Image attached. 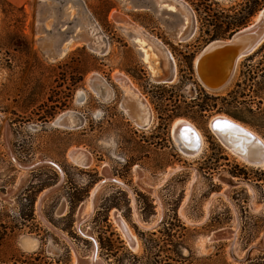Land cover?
Returning <instances> with one entry per match:
<instances>
[{
	"label": "rangeland",
	"instance_id": "1",
	"mask_svg": "<svg viewBox=\"0 0 264 264\" xmlns=\"http://www.w3.org/2000/svg\"><path fill=\"white\" fill-rule=\"evenodd\" d=\"M184 1L197 23L187 43L173 36L184 20L158 14L148 0H31L25 8L0 0V223L10 228L0 264H87L93 256L100 264H264V169L241 163L208 128L212 118L227 116L264 140V43L220 93L207 91L194 70L206 45L252 26L264 0ZM84 12L108 42L106 55L84 44L61 54L85 28ZM117 14L166 45L176 61L173 84L151 78ZM118 73L148 101L149 129L137 128L121 108ZM94 74L114 90L112 101L92 92ZM128 109L139 115L136 103ZM67 111L80 113L85 125L55 127ZM178 119L204 136L196 159L173 140ZM73 149L87 151L93 165L76 166Z\"/></svg>",
	"mask_w": 264,
	"mask_h": 264
},
{
	"label": "bare ground",
	"instance_id": "2",
	"mask_svg": "<svg viewBox=\"0 0 264 264\" xmlns=\"http://www.w3.org/2000/svg\"><path fill=\"white\" fill-rule=\"evenodd\" d=\"M148 1L151 2L153 8L156 10L155 12L158 14L163 13L162 15H164V12H175L178 17L184 20L182 25L173 31L175 40L180 43H187L195 36L197 32L196 18L192 8L184 0ZM71 11L72 9H68V12ZM83 16H85L83 19L85 28H83V31H77L76 35L75 33L72 35L66 48L61 50V54L69 48L70 44V49L84 44L87 48H92L91 50L97 52V54L106 55L109 51V45L104 35L101 34L100 27L92 20L88 12H84ZM114 18L117 22H124L123 25L117 26L123 31V34L137 51L141 53L143 62L147 65L151 78L155 82H163L162 84H173L176 80V61L166 45L137 25L129 17L117 14L114 15ZM78 26L79 24L75 26V31ZM263 43L264 8L259 12L252 26L244 27L235 32L228 40L212 41L203 48L194 60V70L198 80L209 92L220 93L224 91L233 80L239 62L243 58L252 55ZM114 79L123 89L125 95L121 103L124 113L134 122L137 128L143 130L149 129L153 122V114L146 98L126 75L118 73L115 74ZM88 83L92 92L99 99L101 98L105 102L113 100L114 90L100 75L94 74L90 76ZM187 89L189 90L190 87ZM126 99H128V102H126ZM131 103H136L139 115L134 116L130 114L128 104L130 105ZM84 125L85 118L76 111H67L58 116L54 122L55 127H65L70 130L80 129ZM208 128L219 143L241 163L256 169H264V140L257 133L227 116L212 118L208 122ZM172 137L180 153L188 159H196L204 151L205 139L203 134L195 125L187 120L178 119L174 122ZM68 157L76 166L81 168H89L93 165L92 156L84 149H73L69 151ZM99 187L97 185L92 192V196H95ZM91 204L87 205V209L91 210L93 207H91ZM115 221L131 249L138 251L139 245L128 224L119 215H115ZM140 225L143 228H149L145 226V223L140 222ZM33 243L32 241H26L25 248L28 251L34 250ZM98 258L93 256L89 261L86 260L87 264H100ZM77 264H80L79 261H77Z\"/></svg>",
	"mask_w": 264,
	"mask_h": 264
},
{
	"label": "trees",
	"instance_id": "3",
	"mask_svg": "<svg viewBox=\"0 0 264 264\" xmlns=\"http://www.w3.org/2000/svg\"><path fill=\"white\" fill-rule=\"evenodd\" d=\"M24 219V217H22ZM9 227L6 224L0 223V249L6 242L8 236H9Z\"/></svg>",
	"mask_w": 264,
	"mask_h": 264
},
{
	"label": "crops",
	"instance_id": "4",
	"mask_svg": "<svg viewBox=\"0 0 264 264\" xmlns=\"http://www.w3.org/2000/svg\"><path fill=\"white\" fill-rule=\"evenodd\" d=\"M9 3L16 7H23L25 8L26 5L31 1V0H7ZM39 1V0H38Z\"/></svg>",
	"mask_w": 264,
	"mask_h": 264
},
{
	"label": "water",
	"instance_id": "5",
	"mask_svg": "<svg viewBox=\"0 0 264 264\" xmlns=\"http://www.w3.org/2000/svg\"><path fill=\"white\" fill-rule=\"evenodd\" d=\"M39 2H42V0H39ZM196 77H197V75H196ZM198 79V78H197Z\"/></svg>",
	"mask_w": 264,
	"mask_h": 264
},
{
	"label": "flooded vegetation",
	"instance_id": "6",
	"mask_svg": "<svg viewBox=\"0 0 264 264\" xmlns=\"http://www.w3.org/2000/svg\"><path fill=\"white\" fill-rule=\"evenodd\" d=\"M127 248H129V247L127 246Z\"/></svg>",
	"mask_w": 264,
	"mask_h": 264
}]
</instances>
